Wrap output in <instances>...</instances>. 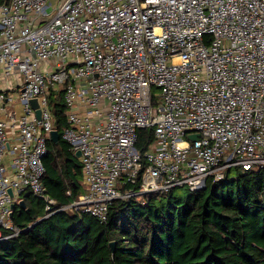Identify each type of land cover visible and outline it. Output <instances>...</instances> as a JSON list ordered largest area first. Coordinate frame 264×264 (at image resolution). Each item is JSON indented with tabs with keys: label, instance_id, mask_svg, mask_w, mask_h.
<instances>
[{
	"label": "built area",
	"instance_id": "obj_1",
	"mask_svg": "<svg viewBox=\"0 0 264 264\" xmlns=\"http://www.w3.org/2000/svg\"><path fill=\"white\" fill-rule=\"evenodd\" d=\"M58 90L84 185L58 210L102 222L116 199L262 168L264 0L0 4V240L23 194L56 204L41 178ZM144 130L152 143L139 152Z\"/></svg>",
	"mask_w": 264,
	"mask_h": 264
},
{
	"label": "trees",
	"instance_id": "obj_2",
	"mask_svg": "<svg viewBox=\"0 0 264 264\" xmlns=\"http://www.w3.org/2000/svg\"><path fill=\"white\" fill-rule=\"evenodd\" d=\"M48 100L59 140L47 141L41 183L56 204L46 211L42 199L22 195L23 205L11 212L12 229H2L0 264H264V167L229 169L223 180H207L197 191L116 199L102 222L58 210L84 185L80 160L60 135L66 125L62 91L50 92ZM151 143L152 130L140 131L136 149ZM138 189L139 182L132 187Z\"/></svg>",
	"mask_w": 264,
	"mask_h": 264
},
{
	"label": "water",
	"instance_id": "obj_3",
	"mask_svg": "<svg viewBox=\"0 0 264 264\" xmlns=\"http://www.w3.org/2000/svg\"><path fill=\"white\" fill-rule=\"evenodd\" d=\"M31 105L35 108V107H36V101H35V100H32V101H31ZM37 117H39V111H37ZM49 135H50V138H49V139H50L51 141H53L54 143H57V142H58V140H59V134H58V131H57V130L53 129L52 131H50ZM197 137H198L197 134H190V135H188L187 138H188L189 140H191V141H196ZM74 154H75V156H76L77 158H79V156H80V152H79V151H76ZM8 193H9L10 195H12L11 190H9ZM19 205H23V200H21V201L19 202ZM14 206H15V205L12 204V205H11V209H13ZM10 216H11V213H10Z\"/></svg>",
	"mask_w": 264,
	"mask_h": 264
},
{
	"label": "rangeland",
	"instance_id": "obj_4",
	"mask_svg": "<svg viewBox=\"0 0 264 264\" xmlns=\"http://www.w3.org/2000/svg\"><path fill=\"white\" fill-rule=\"evenodd\" d=\"M57 1H60V0H51V2H52V6H53V7L56 5V2H57ZM50 11H51V6L47 8V12H50ZM230 176H233V174L230 175Z\"/></svg>",
	"mask_w": 264,
	"mask_h": 264
}]
</instances>
